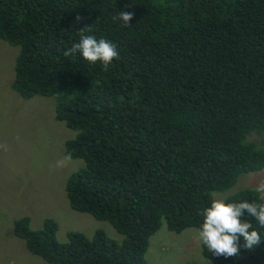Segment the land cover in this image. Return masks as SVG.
Masks as SVG:
<instances>
[{
	"label": "trees",
	"instance_id": "obj_1",
	"mask_svg": "<svg viewBox=\"0 0 264 264\" xmlns=\"http://www.w3.org/2000/svg\"><path fill=\"white\" fill-rule=\"evenodd\" d=\"M122 11L134 13L127 27L113 20ZM90 26L119 52L107 71L63 55ZM0 40L18 47L11 89L53 98L76 133L64 155L85 167L67 179L70 208L124 237L60 243L52 219L16 220L14 236L47 264H148L163 221L198 228L214 193L264 169V0H0ZM224 201L264 203L251 189ZM244 219L261 245L225 259L201 244L209 264H264V228Z\"/></svg>",
	"mask_w": 264,
	"mask_h": 264
},
{
	"label": "rangeland",
	"instance_id": "obj_2",
	"mask_svg": "<svg viewBox=\"0 0 264 264\" xmlns=\"http://www.w3.org/2000/svg\"><path fill=\"white\" fill-rule=\"evenodd\" d=\"M17 54L18 47L0 40V264H47L31 255L14 236L13 223L22 218L29 219L32 230L52 219L60 243L67 241L69 232L91 238L102 231L120 244L124 237L108 223L70 208L65 194L67 179L85 165L82 160H72L58 169L55 163L64 156L65 142L76 133L55 120L53 98L24 100L11 89ZM261 181L264 169L240 176L231 189L214 193L213 198L225 200L244 189L256 191ZM194 236V229L169 232L163 221L150 238L144 259L148 264H209Z\"/></svg>",
	"mask_w": 264,
	"mask_h": 264
},
{
	"label": "clouds",
	"instance_id": "obj_3",
	"mask_svg": "<svg viewBox=\"0 0 264 264\" xmlns=\"http://www.w3.org/2000/svg\"><path fill=\"white\" fill-rule=\"evenodd\" d=\"M133 17L134 13L122 11L113 17V20L122 21L123 26L127 27ZM91 31V26L80 30L79 41L63 55L73 57L78 53L89 64L99 63L103 70L107 71L113 60L119 58V52L111 41L104 38L97 40L93 35H85V32ZM71 161V154H66L56 161L55 167L58 169L67 167ZM256 191L260 194L259 199L264 201V181L257 184ZM200 214L203 220L200 226L194 229V240L197 245L202 244L216 257L222 256L225 259L236 257L241 247L253 251L262 243L259 232L253 229V225L244 217L245 215L252 217L260 228H264V203L255 201L226 203L224 200L213 198L210 206L204 208Z\"/></svg>",
	"mask_w": 264,
	"mask_h": 264
}]
</instances>
